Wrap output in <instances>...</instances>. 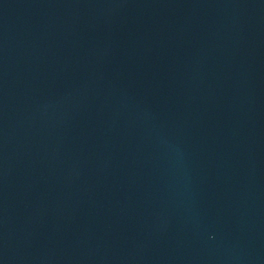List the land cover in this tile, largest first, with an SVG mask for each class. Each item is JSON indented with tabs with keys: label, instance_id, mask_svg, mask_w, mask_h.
Here are the masks:
<instances>
[{
	"label": "water",
	"instance_id": "1",
	"mask_svg": "<svg viewBox=\"0 0 264 264\" xmlns=\"http://www.w3.org/2000/svg\"><path fill=\"white\" fill-rule=\"evenodd\" d=\"M0 264H264V0H0Z\"/></svg>",
	"mask_w": 264,
	"mask_h": 264
}]
</instances>
